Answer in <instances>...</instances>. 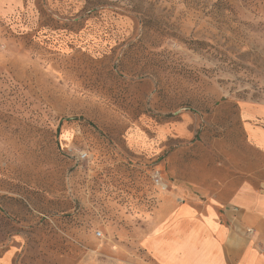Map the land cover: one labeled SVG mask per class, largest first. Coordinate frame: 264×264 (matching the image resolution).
<instances>
[{
    "label": "rangeland",
    "instance_id": "obj_1",
    "mask_svg": "<svg viewBox=\"0 0 264 264\" xmlns=\"http://www.w3.org/2000/svg\"><path fill=\"white\" fill-rule=\"evenodd\" d=\"M255 108L264 0H0V258L148 264L149 224L264 182Z\"/></svg>",
    "mask_w": 264,
    "mask_h": 264
},
{
    "label": "crops",
    "instance_id": "obj_2",
    "mask_svg": "<svg viewBox=\"0 0 264 264\" xmlns=\"http://www.w3.org/2000/svg\"><path fill=\"white\" fill-rule=\"evenodd\" d=\"M245 119L249 140L264 152V108L251 109ZM167 216L134 242L148 264H264V182L243 184L226 203L182 206Z\"/></svg>",
    "mask_w": 264,
    "mask_h": 264
}]
</instances>
